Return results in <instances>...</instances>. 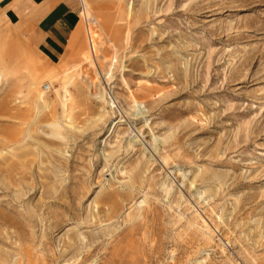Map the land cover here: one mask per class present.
<instances>
[{"label": "rangeland", "instance_id": "374dc122", "mask_svg": "<svg viewBox=\"0 0 264 264\" xmlns=\"http://www.w3.org/2000/svg\"><path fill=\"white\" fill-rule=\"evenodd\" d=\"M84 2L0 18V264H264V0Z\"/></svg>", "mask_w": 264, "mask_h": 264}, {"label": "crops", "instance_id": "0c3cea01", "mask_svg": "<svg viewBox=\"0 0 264 264\" xmlns=\"http://www.w3.org/2000/svg\"><path fill=\"white\" fill-rule=\"evenodd\" d=\"M78 9L75 0H0V18L15 25L40 54L56 63L69 58L80 43Z\"/></svg>", "mask_w": 264, "mask_h": 264}, {"label": "bare ground", "instance_id": "6f19581e", "mask_svg": "<svg viewBox=\"0 0 264 264\" xmlns=\"http://www.w3.org/2000/svg\"><path fill=\"white\" fill-rule=\"evenodd\" d=\"M84 4V8H83V11H82V13H81V16H82V18H83V12H85V14H84V21L86 22V23H88L89 25L91 24V25H94L95 23H94V20H92V19H90V17H89V13L87 12V10H86V5H85V2L83 3ZM86 15V16H85ZM87 24V25H88ZM86 33H87V35H88V38H89V41H90V39H91V37H90V28L89 27H87V31H86ZM96 66V65H95ZM110 96V95H109ZM108 103H110L111 105V107L113 106V101H111L110 100V102H108ZM135 104H137L136 102H134ZM130 147V146H129Z\"/></svg>", "mask_w": 264, "mask_h": 264}, {"label": "built area", "instance_id": "2783aa9c", "mask_svg": "<svg viewBox=\"0 0 264 264\" xmlns=\"http://www.w3.org/2000/svg\"><path fill=\"white\" fill-rule=\"evenodd\" d=\"M75 2L77 3L78 8H79L78 9L79 16H81V13H82L83 8H84V4H83L84 3V0H75ZM82 20H83V18H82ZM83 22L86 23L84 20H83Z\"/></svg>", "mask_w": 264, "mask_h": 264}]
</instances>
